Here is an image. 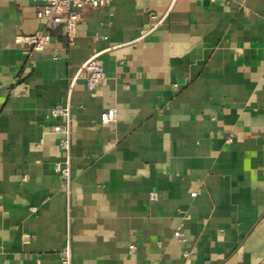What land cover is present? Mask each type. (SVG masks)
Masks as SVG:
<instances>
[{
	"label": "crops",
	"instance_id": "crops-1",
	"mask_svg": "<svg viewBox=\"0 0 264 264\" xmlns=\"http://www.w3.org/2000/svg\"><path fill=\"white\" fill-rule=\"evenodd\" d=\"M40 4L0 0V264H62L67 240L71 264H264V0H111L71 44ZM36 32L41 51L17 41ZM96 52L107 80L73 89L66 186L48 111Z\"/></svg>",
	"mask_w": 264,
	"mask_h": 264
},
{
	"label": "built area",
	"instance_id": "built-area-1",
	"mask_svg": "<svg viewBox=\"0 0 264 264\" xmlns=\"http://www.w3.org/2000/svg\"><path fill=\"white\" fill-rule=\"evenodd\" d=\"M40 2L35 15L36 18L43 21L46 27H54L56 25H62L64 34L68 39L69 44L72 43V38L75 33L76 26L81 20L82 12L84 8H98L109 3L111 0H34ZM209 2H221L223 4H230L231 0H207ZM151 22L149 26L141 31V34L136 38L142 39L150 32H152L162 21L163 16L158 17L156 14H150ZM25 41L32 50L41 51L44 49L50 36L47 33L36 32L31 35L17 38L18 42ZM99 52L94 53L92 56L84 60L76 69V71L70 76L68 81V87L66 92V99L63 104H57L49 109L48 115L50 118L62 119L63 123H59L53 126L52 131L59 135L58 146L64 154L62 162L54 165V170L59 173L66 186L70 182V149H71V129H70V108H71V96L76 84L82 80L85 86L89 90H95L96 88L103 86L106 83L107 76L103 68L98 63ZM116 118V112L114 108H108L100 115V121L103 124L114 123ZM196 193H192V196ZM150 200H157V193L149 192ZM176 238L184 240V234L180 228L174 231L173 234ZM129 252L134 251V246H129ZM60 259L62 264H71V251L69 247V240H67L65 246L60 252Z\"/></svg>",
	"mask_w": 264,
	"mask_h": 264
}]
</instances>
